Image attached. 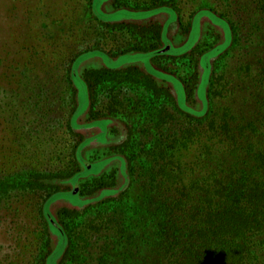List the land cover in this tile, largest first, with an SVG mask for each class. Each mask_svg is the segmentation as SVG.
Listing matches in <instances>:
<instances>
[{
    "label": "rangeland",
    "instance_id": "rangeland-1",
    "mask_svg": "<svg viewBox=\"0 0 264 264\" xmlns=\"http://www.w3.org/2000/svg\"><path fill=\"white\" fill-rule=\"evenodd\" d=\"M254 1L0 0V264H97L95 255L71 253L65 227L121 202L142 205L127 160L148 128L150 141L173 130L179 144L167 151L185 185L239 164L217 133L209 139L190 126H206L211 109L238 106L229 98L233 86L239 100L252 101V113L264 107V15ZM122 9L139 12L114 15ZM190 29L195 40L174 41L170 54L118 58L116 48L150 49L160 32L161 51ZM131 62L147 65L174 101L123 77L97 83L84 76L104 63L115 72Z\"/></svg>",
    "mask_w": 264,
    "mask_h": 264
},
{
    "label": "trees",
    "instance_id": "trees-1",
    "mask_svg": "<svg viewBox=\"0 0 264 264\" xmlns=\"http://www.w3.org/2000/svg\"><path fill=\"white\" fill-rule=\"evenodd\" d=\"M254 3L260 15H264V0ZM160 41L159 32L150 49L130 46L116 50L122 51L121 54L128 51L170 54V45L159 50ZM114 50L112 47L108 52ZM236 72L240 74V70ZM131 74L134 77H129ZM84 76L97 83L123 77L153 97L174 101L166 89L158 87L150 75L136 67L115 72L100 67L87 70ZM259 82L257 79L256 83ZM232 89L229 98L238 100V106L222 111L211 109L205 120L207 125L191 123L190 130L207 134L209 139L217 133L220 146L226 147L239 164L229 169L221 166L223 169L208 170L192 185H185L181 165L167 151L170 142L173 147L179 144L175 139L171 141L169 134L173 130L164 129L151 141L149 132L153 129L142 131L140 140L133 142L136 150L127 160L129 176L135 178L134 187H138L144 199L142 205L127 209L121 202L112 212L98 211L83 225L66 226L65 238L71 253L80 257L95 255L97 264H264V141L257 137L264 131V107L260 105L259 111L252 113V101L239 100L236 91L239 85ZM176 133L173 138L178 136ZM206 150L210 151L209 147ZM89 247L92 254L86 251Z\"/></svg>",
    "mask_w": 264,
    "mask_h": 264
},
{
    "label": "crops",
    "instance_id": "crops-1",
    "mask_svg": "<svg viewBox=\"0 0 264 264\" xmlns=\"http://www.w3.org/2000/svg\"><path fill=\"white\" fill-rule=\"evenodd\" d=\"M122 11L124 12V13H116V14H114V15H119L120 17L119 18H122L123 19V17L124 16H130V14H132V13H134V12H136V13H138L139 11H136L135 9H127V10H125V9H122ZM142 12V14H145V13H149L150 12V10H145V11H141ZM125 20H126V24H133L132 22V20H131V18H129V17H125ZM140 21H137V23L136 24H138ZM162 24V23H161ZM177 25H175V27H173L172 28V30H177V31H179L178 29H180L179 27L177 28L176 27ZM169 29H171V28H169ZM163 33H164V31H165V27L163 26ZM180 31H182L181 29H180ZM193 30L192 29H190V32H188L185 36H183V34L182 33H180V34H176V35H174L173 37H172V39L173 40H171V38L169 39L170 41H167V42H169V44H170V46L171 45H176V44H179V43H175L174 41H177L178 40V42L180 41V40H184L183 41V43L182 44H180L178 47H183V45H185V44H187V43H189V42H191L193 39H194V37H195V33H193L192 32ZM168 32H169V30H168ZM166 35H169V34H166ZM195 40V39H194ZM174 47H176V46H174ZM126 55H129L130 57H132V58H134V57H137V56H141V55H146L145 53H142V52H137V51H128V52H125V53H123V54H121L118 58H120V57H123V56H126ZM117 58V59H118ZM103 65V67L102 68H104V67H107V64H102ZM125 65H127V66H132V67H136V68H139V69H141V70H143L144 72H147V65H145V64H140V63H128V64H125Z\"/></svg>",
    "mask_w": 264,
    "mask_h": 264
},
{
    "label": "flooded vegetation",
    "instance_id": "flooded-vegetation-1",
    "mask_svg": "<svg viewBox=\"0 0 264 264\" xmlns=\"http://www.w3.org/2000/svg\"><path fill=\"white\" fill-rule=\"evenodd\" d=\"M165 44H166V45H170V44H169V42H167V41H166V43H165ZM170 47H171V46H170Z\"/></svg>",
    "mask_w": 264,
    "mask_h": 264
}]
</instances>
